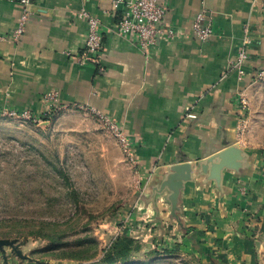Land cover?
<instances>
[{
    "label": "crops",
    "instance_id": "0c3cea01",
    "mask_svg": "<svg viewBox=\"0 0 264 264\" xmlns=\"http://www.w3.org/2000/svg\"><path fill=\"white\" fill-rule=\"evenodd\" d=\"M161 2L164 23L176 36L146 54L116 33L122 11L110 0H31L19 37L24 5L0 0V113L44 112V95L57 91L62 105L105 115L134 140L141 201L155 210V224L163 219L172 225L167 232L179 236L185 251L227 264L250 254L260 229L249 227V215H264L261 160L237 136L246 117L240 97H247L255 73L264 69V0ZM83 11L102 23L106 48L100 65L77 59L89 33ZM200 12L213 25L208 41L193 32ZM248 24L253 46L247 77L240 80L230 65ZM230 148L242 158L223 167L221 154ZM182 164H190L191 178L174 217L164 184L172 167Z\"/></svg>",
    "mask_w": 264,
    "mask_h": 264
},
{
    "label": "rangeland",
    "instance_id": "374dc122",
    "mask_svg": "<svg viewBox=\"0 0 264 264\" xmlns=\"http://www.w3.org/2000/svg\"><path fill=\"white\" fill-rule=\"evenodd\" d=\"M246 96L237 136L264 172V79ZM32 112L37 120L0 113V239L14 241L0 251V264H101L121 235L142 244L137 264L226 263L185 251L179 236L168 234L172 225L155 224L136 165L98 115L62 109L45 120ZM248 223L260 229L250 254L227 264H264V215L252 212Z\"/></svg>",
    "mask_w": 264,
    "mask_h": 264
},
{
    "label": "built area",
    "instance_id": "2783aa9c",
    "mask_svg": "<svg viewBox=\"0 0 264 264\" xmlns=\"http://www.w3.org/2000/svg\"><path fill=\"white\" fill-rule=\"evenodd\" d=\"M115 11H122L116 25V33L122 37H129L132 43L143 53H148L150 49L161 39H173L176 36L175 31L164 23L166 16V8L161 0H110ZM24 5V12L21 18L20 28L17 31L19 37L24 31V26L30 16L28 5L31 0H21ZM81 17L89 22V33L83 52L77 56L78 62L94 63L100 65L105 52V38L102 31L101 20L90 13L83 11ZM194 35L201 41H208L214 34L211 21L207 20L204 12H200L193 23ZM253 46L252 29L250 25L244 28L243 41L240 44L237 54L232 59L230 70L238 74L240 80L247 77L246 66L250 61V48ZM257 79H264V69L255 73ZM43 102L45 110L43 115L48 117L56 113L60 109L85 108L98 115L108 127L114 131L117 138L123 145L126 153L130 156L134 164H137L134 154V140L128 137L111 119L105 115L96 112L88 106H67L60 102V95L57 91H50L44 95ZM240 103L243 110L247 109V99L240 97ZM3 115L9 117L27 118L30 121L37 120V115L31 110L18 111L14 108H6L2 112ZM246 119L242 118L237 134L243 132Z\"/></svg>",
    "mask_w": 264,
    "mask_h": 264
},
{
    "label": "water",
    "instance_id": "95a60500",
    "mask_svg": "<svg viewBox=\"0 0 264 264\" xmlns=\"http://www.w3.org/2000/svg\"><path fill=\"white\" fill-rule=\"evenodd\" d=\"M242 153L237 148H230L226 149L221 154L222 163L221 165L224 166H235L234 161L236 159H241ZM172 174L169 176L167 182H165V186L171 191V195L169 196V200L172 204V214L174 217H177V211H179V200H180V193L182 188L184 187V182H187L191 178V166L190 164H182V165H175L171 169ZM14 241L9 239H0V251H4L5 246H13ZM17 254L22 257L26 258L25 255L22 254L20 250L15 248Z\"/></svg>",
    "mask_w": 264,
    "mask_h": 264
},
{
    "label": "trees",
    "instance_id": "16d2710c",
    "mask_svg": "<svg viewBox=\"0 0 264 264\" xmlns=\"http://www.w3.org/2000/svg\"><path fill=\"white\" fill-rule=\"evenodd\" d=\"M55 114V113H54ZM54 114L45 118L49 120ZM55 242V241H53ZM142 250L140 241L128 235H121L113 241L109 249L104 252L101 264H137L133 261V254ZM171 253L172 251H167Z\"/></svg>",
    "mask_w": 264,
    "mask_h": 264
}]
</instances>
